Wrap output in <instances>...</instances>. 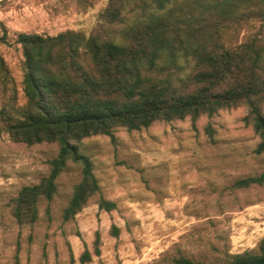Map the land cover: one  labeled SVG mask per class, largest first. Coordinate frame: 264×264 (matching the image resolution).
Masks as SVG:
<instances>
[{"label": "trees", "instance_id": "obj_1", "mask_svg": "<svg viewBox=\"0 0 264 264\" xmlns=\"http://www.w3.org/2000/svg\"><path fill=\"white\" fill-rule=\"evenodd\" d=\"M263 21L264 0H108L88 34L18 33L22 95L0 54V131L27 145L54 142L57 153L46 175L11 198L14 220L31 225L38 219L39 202L52 199L69 161L79 165L80 178L61 216L73 219L99 192L82 140L112 137L117 128L139 130L184 118L194 123L244 105L243 121L259 139L254 153L264 155ZM233 185H264V165ZM96 203L105 211L116 207L102 197ZM111 232L116 235V227ZM98 245L96 232L95 254ZM18 251L19 244L13 264H19ZM89 259L84 250L80 261ZM171 264L208 263L179 254ZM226 264H264V236L255 249L228 255Z\"/></svg>", "mask_w": 264, "mask_h": 264}, {"label": "rangeland", "instance_id": "obj_2", "mask_svg": "<svg viewBox=\"0 0 264 264\" xmlns=\"http://www.w3.org/2000/svg\"><path fill=\"white\" fill-rule=\"evenodd\" d=\"M108 0H0V54L21 98L22 52L18 33L54 35L65 29L88 34ZM258 25H256L257 27ZM255 27V28H256ZM264 36V21L261 25ZM3 96L0 92V104ZM246 107L212 116L156 121L147 128H117L113 136L82 140L99 192L69 221L61 212L79 165L68 162L50 201L38 204V219L18 224L10 200L18 189L47 174L57 144L11 141L0 131V264H171L179 254L208 264L253 250L264 236V185L235 187L258 173L257 135L243 121ZM98 197L113 200L99 209ZM116 227L117 234L111 232ZM99 253H94L95 233ZM87 250L90 259L80 261Z\"/></svg>", "mask_w": 264, "mask_h": 264}]
</instances>
